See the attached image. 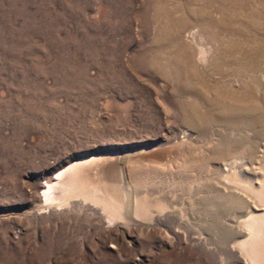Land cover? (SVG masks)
<instances>
[{
	"label": "rangeland",
	"instance_id": "obj_1",
	"mask_svg": "<svg viewBox=\"0 0 264 264\" xmlns=\"http://www.w3.org/2000/svg\"><path fill=\"white\" fill-rule=\"evenodd\" d=\"M210 3L0 0V264H246L234 247L242 238L226 243L212 220L218 141L211 130L193 141L184 134L186 107L216 95L208 87L240 89L226 67L216 71L214 30L196 21ZM100 156L115 157L117 168L97 193L129 208L127 220L82 203L94 193L93 168L80 171L82 188H71L81 199H41L42 183ZM259 164L261 175L236 178L243 195L259 194ZM152 193L164 203H151Z\"/></svg>",
	"mask_w": 264,
	"mask_h": 264
},
{
	"label": "bare ground",
	"instance_id": "obj_2",
	"mask_svg": "<svg viewBox=\"0 0 264 264\" xmlns=\"http://www.w3.org/2000/svg\"><path fill=\"white\" fill-rule=\"evenodd\" d=\"M210 2V8L203 9L202 13H197L195 15L196 21L203 22L206 24L207 28L214 30V41L217 43V53L221 60L218 62L219 64L215 66L216 71L220 67H226V70H228L226 75L227 78H230L231 83L239 84L240 89L234 88L231 85L226 87H208L215 92L216 95H213V97L201 98L203 102L201 105L202 107L195 104L186 107L183 123L187 130L184 134L188 140L193 141V136L195 134L203 136L207 135L210 130L213 131V136L215 137L214 140H217L218 142L215 144L216 146L214 145L215 147L212 145L213 149L211 148L216 156V158L213 157V159L215 158L213 160L215 161V165L209 167H212V171H216L218 176H221V179H214V182L211 178L213 181H211L210 190L211 194L213 193L215 196L213 194L211 195L210 204L217 207L218 212V215L215 216V218L211 217V219L214 218L212 219L213 221L220 225V227L221 225L223 226V230L221 229V236L224 237L221 239L226 243V238L228 237H230V239L231 237L234 239L242 238V241L238 240V242H234V247H239V249L246 255L247 260L245 257H242L247 261L245 262L246 264H264V197L260 195L263 194L262 191H264V176L262 175L260 177L261 179H259L258 175H256L260 181L258 188L260 192L254 197L246 196V194L243 195L242 193H245L246 191L239 187L242 186V183L240 184V181L236 179L238 176L242 177L245 175V177L248 178L247 174H250L251 176L255 173L260 174L259 171L256 170L257 167H255V165L264 162V0H210ZM215 13L218 14V18L215 16ZM187 54L189 55L190 52ZM257 91L261 92L263 95L257 97ZM249 132L251 134H249ZM198 141L199 140L196 142L198 143ZM208 144L210 149L211 144ZM205 147V153L209 155L208 153H211V150L208 152ZM189 148H192V146H189ZM202 149L203 148L199 150L202 151ZM192 150H190V152H192ZM185 151L187 150L185 149ZM159 154L160 153L158 152H151L148 157L151 159L153 158L154 160H159ZM207 155L204 154L203 156ZM206 159L208 158L203 159V161ZM209 159H211L210 156ZM116 160L117 159L115 157L113 158V156H100L87 161L74 163L68 169L54 177L56 182H50L47 184L42 183L39 186L41 199L52 203H57L59 201L62 204H69L71 197L75 195L73 193L74 186L79 185L80 187V184H85L83 181L84 175H81L80 171L85 169L86 172L88 171L87 169L93 168L94 170H92V172L95 177L94 193L91 195L85 193V195L83 192L82 196H86V199L84 197L85 200H83L82 203H87V200L91 201V203L93 202L91 205L94 207L99 206L102 213H110V215H108V219L110 220H127L129 217V208L123 210V208L120 209L118 207L117 210L115 206L113 207V205L111 206V204H109V200H106V196L97 193V185L99 186L100 183V185L104 187L102 188H106L107 191L108 187L111 186V177L108 179L107 174L111 169L114 170L117 168L115 165ZM213 161H207V164L208 162ZM150 162L152 164L157 163L153 160L149 161V163ZM262 164L264 163L259 164V166ZM261 168L264 170L263 167ZM209 170H211V168ZM217 173L213 172V174ZM261 173L264 174L263 171ZM216 177L217 176L215 175L214 178ZM242 179L244 182V178ZM249 181L253 182V179ZM256 182L253 185L255 187L258 185ZM247 183L249 182L247 181ZM75 188L77 189V192L82 187ZM256 188L254 190H256ZM83 189L78 192H82ZM103 189L102 192L105 193ZM96 193L99 194L100 197L94 195ZM105 194L107 195V193ZM80 195H75V198ZM251 195H253V193ZM153 196L156 200L153 198L150 199L151 203H157L158 205L164 203V195L155 197L153 194ZM168 197L171 196L169 195ZM78 198L81 199L82 197L80 196ZM214 198H220V201L215 202ZM167 199L169 200V198H166V200ZM117 201L120 200L117 199ZM148 203L149 205L151 204L150 202ZM152 205L153 204H151V206ZM171 205L172 204H170V206ZM137 207L135 212L136 215L140 212L138 211L139 209L137 210ZM154 207L156 206H152L153 209L157 208ZM152 208H150V213L156 214L154 213L155 210L152 211ZM165 208L163 210H165ZM119 209L123 211H120ZM226 209L227 211H225ZM172 211L174 212L175 210L173 209L169 212ZM157 213L160 216V211ZM153 214H151V216L149 214L150 218H148V216L146 217L149 222L153 221V223H155L153 218L156 217H154ZM169 215L171 218V214ZM237 217L238 219L242 217L247 218H245V220L240 219L236 221L235 218ZM217 229L219 228L217 227Z\"/></svg>",
	"mask_w": 264,
	"mask_h": 264
}]
</instances>
